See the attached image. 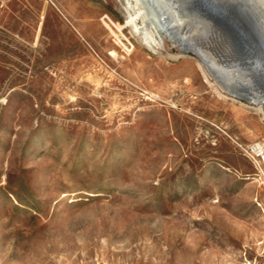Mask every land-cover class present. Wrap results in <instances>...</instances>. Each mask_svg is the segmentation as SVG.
<instances>
[{"label":"rangeland","instance_id":"1","mask_svg":"<svg viewBox=\"0 0 264 264\" xmlns=\"http://www.w3.org/2000/svg\"><path fill=\"white\" fill-rule=\"evenodd\" d=\"M162 1L205 61L133 0H0V264H264V110L228 91L264 96V0Z\"/></svg>","mask_w":264,"mask_h":264},{"label":"bare ground","instance_id":"2","mask_svg":"<svg viewBox=\"0 0 264 264\" xmlns=\"http://www.w3.org/2000/svg\"><path fill=\"white\" fill-rule=\"evenodd\" d=\"M138 11L139 20L141 25L136 24L135 19L130 17L127 21L134 27V29L139 33L143 34H151L154 33L160 35L162 38L168 37L174 45L181 48L183 54H193L205 61V54L199 48L198 44L193 41L192 32L185 26L184 20L179 13L176 12L173 7H170L162 0H133ZM193 6L196 7V10L205 12L210 17H212L218 23L223 22L222 18H220V14L209 12V10H205L201 0H193ZM226 25V23L224 22ZM130 26V25H129ZM133 29V30H134ZM161 39V38H160ZM146 42V41H145ZM147 44V43H146ZM205 65V66H204ZM199 65V68L204 71V74L208 72L207 65L204 64ZM214 72L216 73V79L219 84L227 89L228 76L233 75L235 70L233 68L230 69H216L214 68ZM230 77V76H229ZM231 94H234L236 98L247 100L249 104L258 106L260 110H264V96L261 95H253L246 92H236L228 89ZM254 183L259 187L264 184L262 178H254ZM261 208V212L264 215V208L259 205ZM245 264H250L246 261Z\"/></svg>","mask_w":264,"mask_h":264},{"label":"built area","instance_id":"3","mask_svg":"<svg viewBox=\"0 0 264 264\" xmlns=\"http://www.w3.org/2000/svg\"><path fill=\"white\" fill-rule=\"evenodd\" d=\"M246 152L257 163V166L264 170V142L251 145Z\"/></svg>","mask_w":264,"mask_h":264},{"label":"water","instance_id":"4","mask_svg":"<svg viewBox=\"0 0 264 264\" xmlns=\"http://www.w3.org/2000/svg\"><path fill=\"white\" fill-rule=\"evenodd\" d=\"M169 40H170V39H169ZM170 41H171V40H170ZM178 48H179V47H178ZM179 50H180V52H181V53H183V51H182V49H181V48H179Z\"/></svg>","mask_w":264,"mask_h":264}]
</instances>
